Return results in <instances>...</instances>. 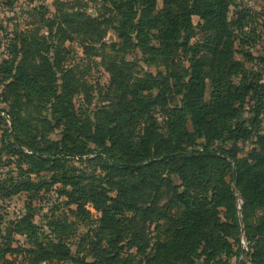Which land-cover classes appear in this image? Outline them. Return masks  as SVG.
<instances>
[{
    "label": "trees",
    "instance_id": "trees-1",
    "mask_svg": "<svg viewBox=\"0 0 264 264\" xmlns=\"http://www.w3.org/2000/svg\"><path fill=\"white\" fill-rule=\"evenodd\" d=\"M88 1L103 4L106 13H102L99 19L116 12L119 29L115 28L122 40L119 52L125 53L127 49L134 48L154 51L151 60L156 62L160 59L171 73L167 77L158 72L155 77L138 78L132 75L131 63L123 59L122 63L116 64L119 54L112 55L102 50L104 63L112 78L111 87L118 90L119 96L95 113L93 135L89 139L95 149H91L86 145L88 142L81 137H72L69 131L72 130L69 117L72 106L68 97L73 94L71 87L79 89L82 86L78 80L71 78L70 75H74L72 70L63 71L61 59L51 62L48 47H45L46 56L38 55L39 59L35 57L33 63L21 59L14 73L13 69L7 71V79L10 80L7 87L17 93L27 89L29 98L40 95L51 98L52 102L56 100L52 104V116L65 123L61 142L52 144L55 151L41 152L32 148L30 154L24 153L38 167L32 173L44 170L49 160L57 155L65 158L93 155L90 161L106 173L105 182L109 189L105 191L100 181L96 187L100 186L101 190L95 188L89 191L85 200L89 198L88 202L101 211V236L107 233L110 244L116 246L130 239V250L123 256V250L113 252V258L106 259L113 262L108 264H229L233 252L229 238L235 239L239 231L237 226L221 222L219 208L231 207L232 212L234 207V193L224 178L226 170L231 168L230 179L236 181L242 196V213L245 216L249 211L260 212L254 224L245 223L247 234L254 242L251 262L264 264V134L257 136V147L247 159H238L229 151L225 154L224 151L217 153L208 149L190 150L200 138L208 143L227 136L236 141L250 138L243 125L233 124L241 118L246 98L255 88L237 86L232 81L233 76L245 71L233 57L234 32L228 21V1L174 0L172 5L166 3V7L158 12H155V0ZM84 14L83 21H80L81 33L91 39L96 35L100 38L102 22ZM196 15L210 32L208 43L203 45L208 50L209 59L199 58L200 53L195 49L193 51L190 45L194 29L192 17ZM64 23L75 30L74 21ZM152 33L151 38L149 34ZM152 39L159 43L160 48L151 45ZM36 44L46 46L42 41ZM180 51L186 57H193L192 64L182 71V75L175 76V62ZM57 71L62 73L61 79H58ZM173 76L176 77L173 84L176 92L169 82ZM160 80H163L162 84ZM206 81H210L213 87L212 100L208 103L204 101ZM172 93L182 96L181 105H172L175 99H172ZM157 108L165 118L164 128L157 123ZM31 109L25 105L11 107L9 114L14 130H19L21 123L30 121ZM261 112H257L258 117ZM71 125L75 127V123L71 122ZM2 143L6 150L16 147L4 136ZM227 158L235 161L234 170ZM51 168L56 169L54 165ZM173 175L180 179L181 185L173 182ZM69 183L70 180L64 181V184ZM33 186L34 182L29 180L17 185L12 192L30 191ZM162 187L171 192V197L166 206L159 208L156 204L160 202ZM111 189L116 192L114 196L108 194ZM68 196L78 210L86 212L79 199ZM176 206L182 212L178 218H172L170 214ZM127 212L133 214L129 220L133 229L126 228L121 219H116V214ZM226 218L238 221L236 210ZM29 219L21 222L26 223ZM160 221L169 223V231H165L164 237L159 238L155 248L148 252L146 224ZM20 225L17 223L16 232H22ZM137 226H140L139 232L135 230ZM37 246L38 251L31 250L38 254L37 261L72 259L71 252L61 247L63 245H52L49 250L41 244ZM133 247H136L135 252H131Z\"/></svg>",
    "mask_w": 264,
    "mask_h": 264
},
{
    "label": "rangeland",
    "instance_id": "rangeland-1",
    "mask_svg": "<svg viewBox=\"0 0 264 264\" xmlns=\"http://www.w3.org/2000/svg\"><path fill=\"white\" fill-rule=\"evenodd\" d=\"M155 1V12H158L166 7V3L172 5L174 0ZM227 1L228 21L231 23V31L234 32L233 57L241 63L245 71L233 76L232 81L237 86L250 85L255 88L246 98L241 118L233 121V124L243 125L247 129L244 132L250 138L237 139L238 151L231 150L235 139H230L228 136L214 143H208L204 138L197 139L194 148L190 150L208 149L217 153L224 151L225 154L229 151L238 159H247L257 147V136L264 134V109H262L264 62L261 61L264 60V0ZM103 9L102 3L88 0H0V264H108L113 262L106 260L113 258L112 256L115 255L113 252L123 250L121 254L123 256L130 250L128 246L130 239L113 246L108 242L110 236L107 233L106 236H101L102 213L88 202L89 198L85 200L87 198L85 194L89 191L95 188L101 190L100 186L96 187L100 181L105 191L109 189L105 182L106 173L102 172L95 162L90 161L93 158L92 154L81 158H65L57 155L49 160L44 170L32 173L38 167L35 166V161L26 158L24 153L30 154L32 148L41 152L55 151L52 144L61 142L65 123H60L59 119L55 120L52 116L51 108L56 100L52 102L51 98L40 95L29 98L27 89L17 93L7 87L10 81L7 79L9 69H13L14 73L23 58L27 63H33L35 57L39 59L38 55L46 56L45 47L46 49L48 47L51 50L48 53L51 62H54V59L63 60L61 61L63 71L72 70L74 75H70L71 78L78 80L82 85L79 89L71 87L73 94L68 97L72 106L69 112L72 130L69 131L72 137H81L84 142H88L86 144L88 147L95 149L94 144L89 142L93 135L95 113L115 101L117 95L119 96L118 90L111 87L112 78L104 63L102 50L105 49L112 55L119 54L120 57L115 59L116 64L122 63L123 59L131 63L132 75L135 77L147 79L150 76L155 77L158 72L167 77L171 73L160 59L156 62L151 60L155 55L154 51L134 48L127 49L125 53L119 52L118 49L122 45L116 30L119 29L116 23L119 22V18L116 12L112 14L107 12L108 15L106 14L104 19L102 17L99 19L102 13L103 15L106 13ZM84 13L102 22L99 27L100 38L96 35L91 39L81 33L80 21H83L81 18ZM64 21H74L75 30L73 31L72 26ZM192 22L194 27L190 40L192 50L195 49L200 53L199 58L209 59L208 50L203 45L208 43L210 32L199 16H193ZM91 29L93 30L92 27ZM153 33L149 34L151 38ZM38 41H42L46 46L37 45ZM113 44L115 45L112 46ZM151 45L160 48L159 43L154 39ZM192 58V56H184L181 51L178 52L174 75H182V71L189 69ZM57 77L61 79L62 73L58 72ZM175 81L176 77L173 76L169 82L176 92L173 86ZM159 82L162 84L163 80ZM212 92V83L206 81L204 95L206 103L212 100ZM170 95L172 99L175 97L172 105H181V95L175 93ZM19 105L30 107L33 111L31 109L30 121L26 124L21 123L19 130H14L9 113L11 107ZM258 111H262L259 117ZM155 113L157 123L164 128L165 118L160 109L157 108ZM71 122L75 123V127ZM81 127L83 130H80ZM3 136L16 145L15 149H5L6 146L2 143ZM227 159L234 170L235 161ZM53 165L56 169L51 168ZM230 171L231 168L226 170L224 178L234 193V207L232 212L231 207L229 209L220 207L219 217L221 222H229L237 226L239 233L235 239L229 238L233 252L228 263L252 264L250 256L254 242L247 234L245 221L254 224L256 215L260 212L249 211L244 216L242 196L237 189L236 181L230 179ZM171 178L176 185H181L176 175ZM29 180L35 185L32 190L12 192L17 185L25 184ZM65 180H70V183L64 184ZM115 193L111 189L108 194L114 196ZM68 195L73 199H79L81 204H84L86 212L78 210V206L71 203ZM169 197L171 192L162 187L161 198L158 200L160 202L156 206L159 208L166 206ZM235 210L238 221L228 220L226 217ZM181 212L182 209L176 206L170 215L172 218H178ZM132 216L131 212L116 214V219H121L126 228L133 229L132 223H129ZM25 218L30 219L22 223ZM17 223H21L19 230L22 232H16ZM139 228L140 226H137L135 230L139 232ZM168 229L169 223L165 221L146 224L148 252L155 248V243L159 238L164 237ZM37 244L43 245V248L48 250L52 245H63L61 247H66L71 252L72 259L54 258L37 261L38 254L31 251H38ZM131 249V252L136 251V247ZM222 258L226 260L225 256Z\"/></svg>",
    "mask_w": 264,
    "mask_h": 264
},
{
    "label": "water",
    "instance_id": "water-1",
    "mask_svg": "<svg viewBox=\"0 0 264 264\" xmlns=\"http://www.w3.org/2000/svg\"><path fill=\"white\" fill-rule=\"evenodd\" d=\"M231 150L232 151H238L239 150L238 147H237V141L236 140L233 142Z\"/></svg>",
    "mask_w": 264,
    "mask_h": 264
}]
</instances>
